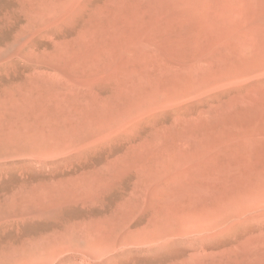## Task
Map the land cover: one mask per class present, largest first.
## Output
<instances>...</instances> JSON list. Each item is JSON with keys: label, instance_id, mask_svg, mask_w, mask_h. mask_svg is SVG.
I'll use <instances>...</instances> for the list:
<instances>
[{"label": "rangeland", "instance_id": "374dc122", "mask_svg": "<svg viewBox=\"0 0 264 264\" xmlns=\"http://www.w3.org/2000/svg\"><path fill=\"white\" fill-rule=\"evenodd\" d=\"M263 5L0 0V264H264Z\"/></svg>", "mask_w": 264, "mask_h": 264}, {"label": "bare ground", "instance_id": "6f19581e", "mask_svg": "<svg viewBox=\"0 0 264 264\" xmlns=\"http://www.w3.org/2000/svg\"><path fill=\"white\" fill-rule=\"evenodd\" d=\"M261 4V3H260ZM264 6V5H263ZM262 11V10H261ZM263 14H261L260 18H259V21L264 24V9H263ZM259 26V25H258Z\"/></svg>", "mask_w": 264, "mask_h": 264}]
</instances>
